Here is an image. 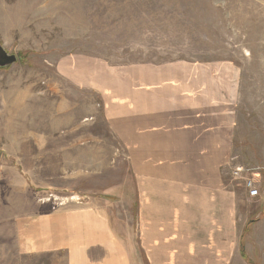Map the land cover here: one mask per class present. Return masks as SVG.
I'll use <instances>...</instances> for the list:
<instances>
[{
    "label": "rangeland",
    "instance_id": "374dc122",
    "mask_svg": "<svg viewBox=\"0 0 264 264\" xmlns=\"http://www.w3.org/2000/svg\"><path fill=\"white\" fill-rule=\"evenodd\" d=\"M0 44L17 56L0 67V264H73L31 249L74 211L132 225L134 99L187 82L235 114L233 264H264V172L257 199L231 176L264 166V0H0Z\"/></svg>",
    "mask_w": 264,
    "mask_h": 264
},
{
    "label": "crops",
    "instance_id": "0c3cea01",
    "mask_svg": "<svg viewBox=\"0 0 264 264\" xmlns=\"http://www.w3.org/2000/svg\"><path fill=\"white\" fill-rule=\"evenodd\" d=\"M184 85L158 89L154 102L151 93L134 99L132 225L74 211L73 232L61 227L31 250H63L73 264H233L244 234L223 170L235 153V114L221 106L218 88L214 96L205 82Z\"/></svg>",
    "mask_w": 264,
    "mask_h": 264
},
{
    "label": "built area",
    "instance_id": "2783aa9c",
    "mask_svg": "<svg viewBox=\"0 0 264 264\" xmlns=\"http://www.w3.org/2000/svg\"><path fill=\"white\" fill-rule=\"evenodd\" d=\"M236 163V164H235ZM231 166L232 179L242 184L248 197L257 199L261 196V188L257 175L264 172L263 165H246L235 162Z\"/></svg>",
    "mask_w": 264,
    "mask_h": 264
},
{
    "label": "water",
    "instance_id": "95a60500",
    "mask_svg": "<svg viewBox=\"0 0 264 264\" xmlns=\"http://www.w3.org/2000/svg\"><path fill=\"white\" fill-rule=\"evenodd\" d=\"M17 61L15 54H9L0 44V67L11 65Z\"/></svg>",
    "mask_w": 264,
    "mask_h": 264
},
{
    "label": "trees",
    "instance_id": "16d2710c",
    "mask_svg": "<svg viewBox=\"0 0 264 264\" xmlns=\"http://www.w3.org/2000/svg\"><path fill=\"white\" fill-rule=\"evenodd\" d=\"M241 251H242V254L244 255V250H243V248H242V250H241ZM244 256H245V255H244ZM246 259H247V258H246Z\"/></svg>",
    "mask_w": 264,
    "mask_h": 264
}]
</instances>
